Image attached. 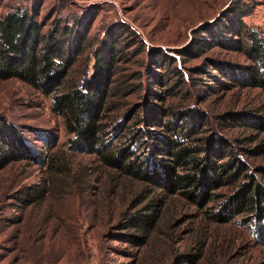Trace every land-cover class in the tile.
Returning <instances> with one entry per match:
<instances>
[{"label":"rangeland","instance_id":"rangeland-1","mask_svg":"<svg viewBox=\"0 0 264 264\" xmlns=\"http://www.w3.org/2000/svg\"><path fill=\"white\" fill-rule=\"evenodd\" d=\"M232 1L0 0V15L21 7L37 11L39 20H49L47 24L60 19L79 29L89 27V48L76 68L91 58L100 42L120 37L116 78L134 74L135 78L126 83L131 91L122 108L109 114L117 115L109 127L116 134L108 135L113 146L123 143V130L118 124L114 129V122L124 128L127 109L143 118L153 106L169 114L202 113L208 120L204 134L226 139L236 149L245 133L228 128L227 120L224 123L221 118L258 109L259 91L226 92L203 75L206 83L196 80L179 88L172 74L177 67L188 77L205 59L243 63L240 55L216 46L197 58L186 53L202 26L219 19ZM249 2L254 7L243 22L264 38V0ZM147 50L154 51L151 64ZM159 51L168 57L166 65L156 63L154 55ZM202 77L193 75L194 79ZM149 91L158 98L152 101ZM2 123L21 132L37 160L0 170V264H264V239L254 223H239L240 217L226 223L215 219L231 193L228 187L212 192L208 202L198 205L178 194L165 197L156 192L162 200L159 220L152 231L142 233L126 222L152 198L151 187L105 167L98 156L70 151L60 118L38 89L16 80H0ZM125 128L137 131L139 137L146 129L154 130L135 119ZM125 144L134 156H142L143 142ZM248 162L254 166L264 164V159ZM145 196L147 200L140 204Z\"/></svg>","mask_w":264,"mask_h":264},{"label":"trees","instance_id":"trees-1","mask_svg":"<svg viewBox=\"0 0 264 264\" xmlns=\"http://www.w3.org/2000/svg\"><path fill=\"white\" fill-rule=\"evenodd\" d=\"M253 7L249 0H233L219 19L202 26L200 35L186 52L197 58L216 46L240 55L242 64L205 59L188 77L177 67L172 68V74L177 76L174 85L179 88L196 80L203 79L206 83L203 75L226 92L259 91L262 100L258 109L221 118L224 123L227 120L228 128L245 133L236 149L226 139L208 138L204 134L208 120L202 113L190 115L187 110L169 114L153 106L146 109L143 118L138 111L127 109L124 128L117 120L114 122V129L118 124L123 130L120 134L123 143L113 146L108 135L113 138L116 134L109 127L117 115L109 114L122 108L131 91L126 83L135 78L134 73L122 76L129 77L126 79L116 78L120 37L100 42L90 53L91 58L86 57L76 68L89 48L90 28L79 29L77 24L69 25L60 19L47 24L49 20H39L38 12L27 8H14L0 15V80L30 85L50 99L51 112L60 118L69 136L70 151L98 156L105 167L151 187L152 198L147 200L145 196L140 202L147 200L127 219L129 228L142 233L154 229L162 203L156 192L165 197L178 194L198 205L208 202L212 192L226 186L231 193L220 207L216 221L226 223L240 217L239 223H254L263 240L264 164L251 166L248 162L264 159V38L243 22ZM153 52L147 50L150 64ZM167 58L160 51L154 55L158 65H166ZM193 75L202 78L194 79ZM115 82H120V86L115 87ZM147 95L153 96L152 101L158 98L151 91ZM130 119L154 130L146 129L139 137L137 131L125 128ZM126 142H143L140 160L123 146ZM35 160L37 153L21 132L11 125L0 124V170L12 163Z\"/></svg>","mask_w":264,"mask_h":264}]
</instances>
